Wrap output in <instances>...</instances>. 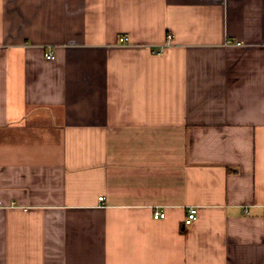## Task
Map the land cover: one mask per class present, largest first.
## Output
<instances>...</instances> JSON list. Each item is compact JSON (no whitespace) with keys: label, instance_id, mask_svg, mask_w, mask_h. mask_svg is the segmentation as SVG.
<instances>
[{"label":"crops","instance_id":"0c3cea01","mask_svg":"<svg viewBox=\"0 0 264 264\" xmlns=\"http://www.w3.org/2000/svg\"><path fill=\"white\" fill-rule=\"evenodd\" d=\"M0 203V264H264V0H0Z\"/></svg>","mask_w":264,"mask_h":264},{"label":"built area","instance_id":"2783aa9c","mask_svg":"<svg viewBox=\"0 0 264 264\" xmlns=\"http://www.w3.org/2000/svg\"><path fill=\"white\" fill-rule=\"evenodd\" d=\"M168 37H170L169 34H168ZM119 41L122 43H126L127 42V36H125V35L120 36ZM98 198L102 199V196H99ZM164 215H165L164 212L161 210H154L153 211V218H163ZM196 215H197V207L196 206H190L187 209L185 217L183 218V225L191 224V222L196 218ZM263 217H264V209H263Z\"/></svg>","mask_w":264,"mask_h":264}]
</instances>
